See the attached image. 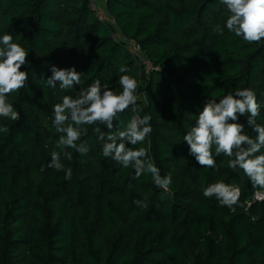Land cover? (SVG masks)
<instances>
[{
  "label": "trees",
  "instance_id": "1",
  "mask_svg": "<svg viewBox=\"0 0 264 264\" xmlns=\"http://www.w3.org/2000/svg\"><path fill=\"white\" fill-rule=\"evenodd\" d=\"M92 4L0 0V36L11 34L28 52L21 68L27 84L8 97L20 120L0 117L9 129L0 132V264H264L258 190L242 170L227 167L224 155L215 156V169L200 166L183 141L206 101L236 88L254 91L262 105L256 123L264 126V40L249 44L228 31L221 0H104L109 21ZM217 24L222 34L214 31ZM51 65L75 67L82 83L44 87ZM124 74L137 80L144 101L119 114L120 126L151 116V135L135 147L149 149L162 177L171 175V195L151 174L133 179L134 169L102 155L93 129L107 132L105 125L83 126L86 155L61 153L70 180L48 167L52 151H61L53 106L96 79L118 94ZM237 122L256 137L246 116ZM220 180L241 191L235 212L203 195ZM138 199L148 207H137Z\"/></svg>",
  "mask_w": 264,
  "mask_h": 264
},
{
  "label": "clouds",
  "instance_id": "2",
  "mask_svg": "<svg viewBox=\"0 0 264 264\" xmlns=\"http://www.w3.org/2000/svg\"><path fill=\"white\" fill-rule=\"evenodd\" d=\"M221 3L229 13L225 22L228 31L249 44L264 40V0H221ZM214 31L217 34L223 33L219 24L214 26ZM27 56L28 52L20 44L13 42L11 34L0 36V117L11 121H19L20 115L8 97L27 84L28 73L21 71L22 66L27 63ZM50 70L51 76L41 80L44 87L54 89L59 84L61 90H69L82 83V72H77L75 67L58 68L51 65ZM119 71L126 73L128 69L121 67ZM119 84L122 91L117 94L96 79L88 87L81 88L75 98L64 95L61 102L53 106L52 125L59 134L56 148L61 151H52L48 167L64 171L65 179L70 180L72 171L61 162V153L68 159H71V154L67 149L86 155L89 149L87 141L82 140V136L87 135L83 126L105 125L107 132L101 131L100 127L93 129L102 142V155L125 169H134L133 179H138L145 173L151 174L154 185L171 195V175L162 177L160 169L148 158L149 149L135 147L143 144L151 135V116H136L125 126H120V113L130 107L133 112L137 111L138 82L124 74L119 77ZM261 107L254 91L249 88L228 91L218 102L211 97L199 112L194 126L183 137V141L189 146L190 155L202 167L215 169V156L228 157L227 167L234 171L242 170L252 187L258 190L257 199L264 198V154H257L264 148V126L256 123ZM240 116L247 117V125L257 134L255 138L244 134L245 126L237 122ZM114 121L118 123L114 124ZM8 131L6 126H0V132ZM202 191L205 197H215L219 205L226 206L233 212L241 196L239 187L223 180L209 184ZM134 204L139 208L148 207L145 201L139 199Z\"/></svg>",
  "mask_w": 264,
  "mask_h": 264
},
{
  "label": "built area",
  "instance_id": "3",
  "mask_svg": "<svg viewBox=\"0 0 264 264\" xmlns=\"http://www.w3.org/2000/svg\"><path fill=\"white\" fill-rule=\"evenodd\" d=\"M92 6L94 11L97 13L98 17L102 20V21H109L111 20V18L107 15V13L101 9V6L99 4V0H92ZM136 50L139 51V47H136ZM140 62L141 64L147 66L148 68H151L150 65L147 63V61L145 59H143L142 57L140 58ZM254 202H263L264 198L262 199H257L256 197V193L254 195ZM251 205V204H250Z\"/></svg>",
  "mask_w": 264,
  "mask_h": 264
},
{
  "label": "rangeland",
  "instance_id": "4",
  "mask_svg": "<svg viewBox=\"0 0 264 264\" xmlns=\"http://www.w3.org/2000/svg\"><path fill=\"white\" fill-rule=\"evenodd\" d=\"M103 1H104V0H101V2H100V5H101V6H103ZM137 53H138V52H137ZM138 55H139L140 57H142L143 59H145V60L147 61V63H148V60L144 57V55H143L142 53H138ZM148 64H149V63H148ZM149 65H150V64H149ZM139 99H141V100L144 101V97H143V96H140Z\"/></svg>",
  "mask_w": 264,
  "mask_h": 264
}]
</instances>
